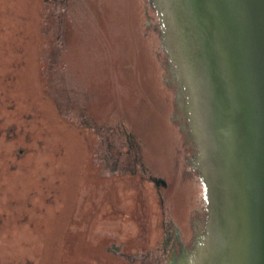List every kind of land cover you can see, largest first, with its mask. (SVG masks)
Segmentation results:
<instances>
[{
	"label": "water",
	"instance_id": "water-1",
	"mask_svg": "<svg viewBox=\"0 0 264 264\" xmlns=\"http://www.w3.org/2000/svg\"><path fill=\"white\" fill-rule=\"evenodd\" d=\"M46 60L93 150L63 264H264V0H53Z\"/></svg>",
	"mask_w": 264,
	"mask_h": 264
},
{
	"label": "rangeland",
	"instance_id": "rangeland-1",
	"mask_svg": "<svg viewBox=\"0 0 264 264\" xmlns=\"http://www.w3.org/2000/svg\"><path fill=\"white\" fill-rule=\"evenodd\" d=\"M53 0H0V264H63L92 148L43 89Z\"/></svg>",
	"mask_w": 264,
	"mask_h": 264
}]
</instances>
